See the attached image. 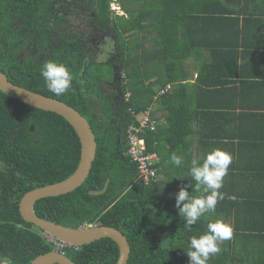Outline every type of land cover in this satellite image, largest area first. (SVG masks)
Segmentation results:
<instances>
[{"label":"trees","instance_id":"16d2710c","mask_svg":"<svg viewBox=\"0 0 264 264\" xmlns=\"http://www.w3.org/2000/svg\"><path fill=\"white\" fill-rule=\"evenodd\" d=\"M113 1L0 0V71L16 85L77 109L89 120L98 142L83 186L38 201L36 214L75 229L89 225L121 230L132 249L128 264H189L190 239L206 233L208 223L222 220L232 227L233 237L219 243L221 251L210 256L208 264H264V258H254L262 245L249 254L251 245L264 241V183L257 179L264 167L246 169L240 164V145L248 154L264 158V137H212L202 127L201 146L232 158L219 189L225 198L191 230L175 199L181 187L194 185L188 175L191 161H203L192 149V131L186 127L188 118L198 114L190 103L200 104L209 94L210 99L232 95L238 100L248 95L252 110L264 106V61L259 59L264 44L260 37L242 36L239 18L233 19L236 10L228 7L240 0H118L122 13L112 10ZM258 13L252 7L251 16ZM85 26L87 34L98 29L115 36L113 60L105 64L91 60L81 41ZM193 58L199 67L197 85L189 82L187 72ZM47 61L70 72L72 85L66 94L57 96L47 89L40 75ZM115 75L121 93L116 102L99 90V83H110ZM169 85L171 90L161 96ZM157 99L169 107L165 124L146 135L148 152L158 157V178L145 186L138 180V165L126 155L127 130L135 121L131 110H147ZM201 112L205 118L201 123L207 125L208 114ZM255 115L264 119V113L251 111L250 117ZM216 118L222 124L224 113ZM208 141L212 144L207 146ZM173 152L183 157L180 167L170 161ZM80 160V138L68 121L0 90V264H32L57 248L55 240L49 241L40 228L22 218L20 201L29 191L72 176ZM187 190L199 195L192 187ZM62 251L76 264H116L120 256L118 245L109 238L81 248L64 246Z\"/></svg>","mask_w":264,"mask_h":264},{"label":"water","instance_id":"95a60500","mask_svg":"<svg viewBox=\"0 0 264 264\" xmlns=\"http://www.w3.org/2000/svg\"><path fill=\"white\" fill-rule=\"evenodd\" d=\"M0 90L8 96L37 109L55 113L63 117L74 128L80 138L81 160L76 172L66 180L26 193L20 201L22 218L40 228L49 238L65 245L81 248L96 241L109 238L119 247L120 256L116 264H128L131 256V245L126 235L119 229L110 226L85 225L77 229L66 227L39 217L35 204L43 199L67 195L79 189L90 176L95 162L98 142L89 122L77 109L67 103L36 93L14 84L0 71ZM32 264H76L62 250L55 249L38 256Z\"/></svg>","mask_w":264,"mask_h":264},{"label":"clouds","instance_id":"9594fccd","mask_svg":"<svg viewBox=\"0 0 264 264\" xmlns=\"http://www.w3.org/2000/svg\"><path fill=\"white\" fill-rule=\"evenodd\" d=\"M116 5L118 8H113ZM117 9L121 12L118 0H114L112 10L120 13ZM40 75L43 77L47 89L57 96L66 94L71 88L73 78L68 69L62 64L47 61L43 64ZM168 87L171 90V85ZM161 92L160 95H165ZM170 161L176 167H180L183 164V157L173 152ZM231 162V156L219 149L209 152L202 162L196 159L191 161L188 175L191 177V181H194V185L190 184L187 187H192L193 191L199 193V195L194 196L190 194L187 187H181L175 197L176 208L185 221V227L188 230H191V226L195 225L198 219L205 216V214L214 213L218 201L225 198V194L220 192L219 189L223 187V179L227 175ZM231 198L234 199V197ZM232 237L233 229L224 221L216 220L208 223L206 233L199 237L193 236L189 241L187 250L189 264H208L210 256L221 251L219 243L230 240ZM56 249L61 250L58 247Z\"/></svg>","mask_w":264,"mask_h":264},{"label":"crops","instance_id":"0c3cea01","mask_svg":"<svg viewBox=\"0 0 264 264\" xmlns=\"http://www.w3.org/2000/svg\"><path fill=\"white\" fill-rule=\"evenodd\" d=\"M228 1H229L228 3H232V0H228ZM228 7L236 10L233 19L237 20V18H239V28L241 29L242 36L243 37L246 36L247 39L251 38V36H254L253 40H257V38L260 37L262 39L261 44L262 43L264 44V0H240L235 4L229 5ZM252 7L256 11H261V14L258 13V15L251 16ZM228 23L229 25H236V22L228 21ZM259 59L261 61H264V56L263 59L261 58ZM239 64H240V69L244 71L245 63L242 60H240ZM262 67L264 68V63L262 64ZM187 72L190 74L189 82L191 84H196L197 79L199 77L198 74L199 67L196 66L195 60H191L188 62ZM247 98H244V100H238L236 97L232 95L231 96L226 95L221 99L220 98L210 99V94H209L207 96V99L203 102L201 101L200 104L197 103L196 101L190 103L193 111L197 112L198 114L193 113L191 117L188 118L186 122L187 123L186 127L188 132L192 131L190 134V139L192 140V149H194V151L198 153V157H200L203 160L205 156L214 149L213 147L208 146L212 144L209 141L207 143L208 147L201 146L198 137L202 132V127L206 128L208 134L212 137L221 136L225 134L239 135L240 139L241 136L254 137V139L264 137V130H262L264 128V119L258 117L257 115H255L256 118L250 117L251 111H254V113H264V106L263 104H261L263 107L252 110L250 108L252 104V100L249 98L247 100ZM194 100L195 99L193 98L190 99V101H194ZM217 104L223 108H221V110L214 109L213 105L217 106ZM202 106H208L209 109L203 110L201 108ZM168 107L169 106L160 103L158 99L153 103L151 107H149V109L153 110L152 114L158 120L160 126L165 124V118L168 112L167 111ZM201 111H203L204 114H208L207 117H209V120L207 125L206 124L202 125L201 123V120L203 119L205 120ZM221 113H224L225 116V120L223 121L222 124H220V120L216 118ZM212 119L215 122V124H217L218 126L214 125ZM237 120H239L238 124L236 123ZM226 144H231V143L227 141ZM236 144H238L237 141ZM240 150H241L240 164L242 168L245 167L246 169H248L249 165H253L255 168L258 169L262 166L264 167V158L260 159L256 155L254 156L248 154L245 145H243V147H241L240 145ZM259 171L260 174L257 175V179L259 178L263 179L262 183H264V175H263L264 168L260 169ZM246 173L247 176H249V172L245 171V174ZM160 178H163V176H160ZM256 242L257 245H262V251L259 254V256L264 258V241L258 240Z\"/></svg>","mask_w":264,"mask_h":264},{"label":"built area","instance_id":"2783aa9c","mask_svg":"<svg viewBox=\"0 0 264 264\" xmlns=\"http://www.w3.org/2000/svg\"><path fill=\"white\" fill-rule=\"evenodd\" d=\"M169 91L170 87L164 89L161 94H166ZM128 95H126L127 100L130 98V94ZM131 113L135 117V121L127 130L128 150L126 155L138 165V180L145 186H150L158 178V169L155 167L158 157L156 154L148 152L146 135L150 132H156L159 122L153 116L151 109L139 113L131 110ZM55 242L61 250L66 246L57 240Z\"/></svg>","mask_w":264,"mask_h":264},{"label":"rangeland","instance_id":"374dc122","mask_svg":"<svg viewBox=\"0 0 264 264\" xmlns=\"http://www.w3.org/2000/svg\"><path fill=\"white\" fill-rule=\"evenodd\" d=\"M113 8H118L117 5L113 6ZM118 12L119 9H117ZM121 13V12H120ZM109 38L111 39H107L105 41V44H103V42H98V44H95L93 46H91L89 49V54H90V58L93 62H97L100 64H105L107 62L108 59L111 58V60H113L115 58V56L117 55V44L115 43L116 39L115 36H113V40H112V36L108 35ZM98 38H107V36L103 35L101 32H90V34H88L87 36V40H97ZM104 41V40H103ZM103 50V51H102ZM103 52V54L101 55L100 53ZM112 53V55L110 57H107V54ZM192 60H195V58H193ZM103 68V67H102ZM118 79V78H117ZM104 93L106 94V91L108 90V88H104ZM130 97L132 96V93H129ZM127 96H129L127 94ZM97 99V98H95ZM98 112L100 113V109H98ZM153 112V110H152ZM257 246V243L255 242L254 245L250 246V252L249 254L253 251V247ZM257 252V251H255ZM259 255L255 256L254 258H257ZM253 259V258H252Z\"/></svg>","mask_w":264,"mask_h":264},{"label":"flooded vegetation","instance_id":"af4514ba","mask_svg":"<svg viewBox=\"0 0 264 264\" xmlns=\"http://www.w3.org/2000/svg\"><path fill=\"white\" fill-rule=\"evenodd\" d=\"M55 4H56V2H55ZM97 30L98 29H96L95 31H97ZM87 31H88V27H86V26L83 27L82 30H81V33L83 35L81 41L83 42V47L85 49L90 48L91 46H93L95 44H98V42H101V41L103 42V44H105V41L107 39H110L109 36H107V38H98L97 40L96 39L95 40H87V36H88ZM97 32H101V31H97ZM33 36H37L38 37V34H35ZM113 38L114 37H112V40H113ZM29 45H32V43H30ZM27 48H29L28 45H27ZM88 52H89V50H88ZM100 54L102 55L103 52H101ZM111 55H112V53H109V54H107V57H110ZM109 61H111V58L108 59L106 63H108ZM117 78H118L117 75H115L114 81H112L110 83H106V82L99 83L100 94L101 95H104L105 94L104 93V91H105L104 88H108V90L106 91V95L110 94L109 96H111L113 98L114 102H116L117 100H119L120 95H121L119 86L116 83L117 82ZM126 101H127V99H126ZM44 235L48 238V236L46 234H44ZM66 246H69V245H66ZM70 247H72V246H70Z\"/></svg>","mask_w":264,"mask_h":264}]
</instances>
